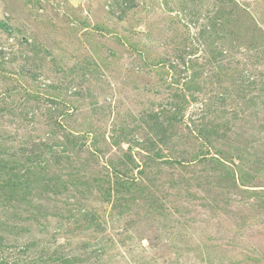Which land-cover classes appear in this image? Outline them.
Listing matches in <instances>:
<instances>
[{
	"label": "rangeland",
	"instance_id": "rangeland-1",
	"mask_svg": "<svg viewBox=\"0 0 264 264\" xmlns=\"http://www.w3.org/2000/svg\"><path fill=\"white\" fill-rule=\"evenodd\" d=\"M0 264H264V0H0Z\"/></svg>",
	"mask_w": 264,
	"mask_h": 264
}]
</instances>
